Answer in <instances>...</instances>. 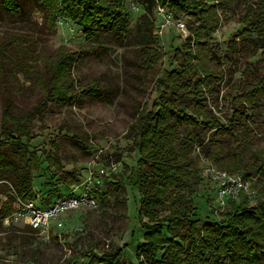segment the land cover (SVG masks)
<instances>
[{
  "label": "rangeland",
  "instance_id": "rangeland-1",
  "mask_svg": "<svg viewBox=\"0 0 264 264\" xmlns=\"http://www.w3.org/2000/svg\"><path fill=\"white\" fill-rule=\"evenodd\" d=\"M207 1L215 3L217 0ZM255 1L225 0L218 14V29L207 40L191 42L190 48L187 38L190 29L196 26L195 18L178 15L185 31H177L174 26L162 28V19L157 8H153L151 18L155 32L159 33L162 58L148 74L136 67L138 58L133 43L145 10L132 0H123L121 5L129 22L127 33L120 40L104 37L98 42L87 41L81 30L62 16L54 23L56 32L51 33L46 24L45 8L34 0H16L21 7L17 16L2 8L0 38L7 34L31 37L41 51L40 72L45 74L44 66L56 57L59 49L65 48L67 53L74 55L69 77L76 92L81 93L82 88L96 81L100 89L113 93L110 102L83 97L71 104L58 105L47 100L20 73L13 77L15 82L0 75V115L4 108V89H8L16 107L21 110L30 111L40 104L43 106L32 122V140L27 143L23 139L28 149L40 159L39 169L32 171L33 194L49 202L80 193L89 179L97 177L98 168L107 169L113 163H118L119 167L110 176H103L102 184L94 189L105 195L107 203L104 208L98 203L95 210L71 212L62 219L61 228H52L48 234L11 222L17 201L8 199L4 204L6 216L0 220V264H88L91 255L100 257L113 253L123 245L126 247L122 262L138 264L135 252L144 243L145 229L138 217L140 194L137 187L128 185L140 159L138 151L132 150L129 128L137 118V111H149L162 97L169 99L170 93H161L164 89L158 90L156 81L163 71L177 70L182 66L189 69L186 60L189 52L200 61L198 66L192 62L195 71H190L182 79L184 83L189 81L190 86L183 90V97H170L171 104L198 121L216 119L221 126L212 131H205L203 126L197 125L178 128L179 137L198 135L200 144L196 143L185 156L183 186L177 189L179 194L175 202H168L174 204L167 208H189L196 214L198 226L202 227L206 221L219 223L225 213L234 210L244 199L248 209L264 200L261 192L264 188V98L256 99L249 106L239 96L241 91L238 89L243 83H251L257 72L264 74V54L252 44L236 42L239 55H225L227 42L243 28V8ZM166 8L171 10L168 6ZM207 50H210L208 55ZM201 67L212 73L209 78L201 75ZM235 111L236 114L242 112L241 119L236 121L237 126L229 128L228 118ZM48 155L54 159L49 167L45 161ZM213 155H219L223 161L234 165L240 162L245 166L243 171L256 167L251 178L256 191L253 198L242 195L225 207L218 206L214 185L204 170V162L220 169L214 163ZM5 200L2 197V202ZM168 213L163 210L161 215ZM142 221L146 222L145 219ZM162 228L168 238L166 225ZM177 243L185 247L184 242L177 240Z\"/></svg>",
  "mask_w": 264,
  "mask_h": 264
},
{
  "label": "trees",
  "instance_id": "trees-1",
  "mask_svg": "<svg viewBox=\"0 0 264 264\" xmlns=\"http://www.w3.org/2000/svg\"><path fill=\"white\" fill-rule=\"evenodd\" d=\"M34 1L45 8L46 24L51 33L56 32L54 23L59 16L70 20L90 42H98L104 37L120 40L129 27L127 17L121 11L123 0ZM132 1L145 10L133 39L138 58L136 67L143 74L150 73L162 58L160 38L155 33L151 18L153 8L168 6L176 19H179L180 14L195 18L196 26L190 29V36L187 38V46L190 48L191 42L194 44L199 39L207 40L209 35L215 33L219 27L218 14L225 2ZM2 8L16 16L21 13L20 4L16 0H0V12ZM242 25L243 28L227 42L225 55H239L236 42L252 44L264 54V0H257L243 8ZM206 52L208 55L210 50ZM207 55L205 56L208 57ZM74 60L73 53H67L65 48H61L56 57L44 66L46 71L43 74L38 66L42 61L41 51L31 37L7 34L0 38V75H4L9 81L20 73L47 100L58 105L71 104L83 97L110 102L113 93L100 89L96 81L93 85L82 88L81 93L74 90L69 77ZM186 60L189 69L182 66L177 70L162 72L156 81V88L164 89L161 93L169 92L170 97H178L190 86L189 81L184 83L182 79L190 71H195L194 66H198L200 58L189 52ZM192 62H196L194 66ZM211 74L201 67L204 78H209ZM238 89L244 102L252 105L256 99L264 98V74L257 72L251 83H243ZM170 97H162L149 111H137V118L129 128V138L133 139L132 150L138 151L140 159L137 170L129 177L128 185L131 188L137 187L140 194L138 217L141 227L145 229L144 243L135 252L138 264H264V200L248 209L244 199L234 210L225 213L219 223L206 221L202 227L198 226L196 214L189 208L182 206L179 210L168 209L174 204L168 202H175L179 194L176 191L184 183L182 176L186 174L185 156L196 143L200 144L198 135L179 137L178 128L197 125L203 126L205 131H212L221 126L216 119L198 121L194 116L174 107ZM3 98L4 108L0 115V220L6 216L4 204L8 199L24 201L35 198L32 192V171L39 169L40 159L34 151L28 149L23 139L27 143L32 140V122L43 109L42 104L30 111L17 108L8 89L3 90ZM236 111L228 118L229 128L237 126L236 121L241 119L242 112L236 114ZM212 158L220 170L238 171L246 178H252L256 170L252 166L249 171H243V164L228 163L219 155H213ZM53 160L49 155L45 157L48 167ZM232 171L229 172L233 173ZM73 180L74 183L78 182L76 178ZM58 183L61 184V181ZM261 192L264 193V188ZM96 195L100 208H104L107 203L105 195L100 192ZM2 197L6 198L3 202ZM163 210L169 213L162 216ZM164 225L168 238L162 232ZM177 240L184 242L185 247L177 243ZM125 247L123 245L115 252L100 257L91 255L88 264H124L121 259ZM160 252L162 254L158 258Z\"/></svg>",
  "mask_w": 264,
  "mask_h": 264
},
{
  "label": "built area",
  "instance_id": "built-area-1",
  "mask_svg": "<svg viewBox=\"0 0 264 264\" xmlns=\"http://www.w3.org/2000/svg\"><path fill=\"white\" fill-rule=\"evenodd\" d=\"M131 6L134 9L133 3ZM156 8L157 14L162 19V28L174 26L177 31H185L183 21L176 19L170 10L166 7ZM155 33L158 36L159 33ZM118 167V163H113L107 169L98 168L96 170L97 177H94L93 180L89 179L80 193L65 195L49 202L36 195L33 199L17 200L11 214V222L22 223L31 230L42 234H48L52 228H61L62 219L69 213L81 210L92 211L97 208L95 187L102 184L103 176L108 177L112 172H117ZM204 170L210 183L214 185L213 190L219 207H225L230 201L237 200L239 196L253 198L256 194L251 178H246L241 173L223 171L206 162H204Z\"/></svg>",
  "mask_w": 264,
  "mask_h": 264
}]
</instances>
